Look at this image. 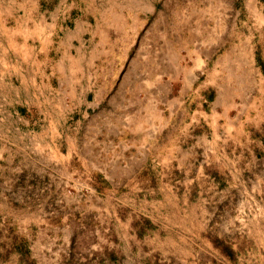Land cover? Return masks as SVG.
<instances>
[{"label":"crops","instance_id":"1","mask_svg":"<svg viewBox=\"0 0 264 264\" xmlns=\"http://www.w3.org/2000/svg\"><path fill=\"white\" fill-rule=\"evenodd\" d=\"M222 242L264 264V0H0V264Z\"/></svg>","mask_w":264,"mask_h":264},{"label":"rangeland","instance_id":"2","mask_svg":"<svg viewBox=\"0 0 264 264\" xmlns=\"http://www.w3.org/2000/svg\"><path fill=\"white\" fill-rule=\"evenodd\" d=\"M236 233H241L242 232V227H236L235 228ZM220 246H223L224 248V253L229 254L226 257H219V258H207L204 259V264H210V261L213 260L215 264H243V259L242 258H235L232 255H230V251L228 250L227 246L228 243L222 242L218 243ZM144 252L140 251V256H139V264H174L164 258H153L149 257L146 255ZM109 254V253H107ZM110 255V254H109ZM108 255V256H109ZM113 256V254H112ZM109 258V257H108ZM112 262L114 261V258L111 257ZM83 264H102V261L100 263L98 258L92 257L88 258V260L84 261Z\"/></svg>","mask_w":264,"mask_h":264}]
</instances>
